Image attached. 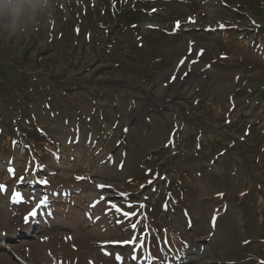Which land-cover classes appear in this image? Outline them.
Here are the masks:
<instances>
[{"label":"rangeland","instance_id":"rangeland-1","mask_svg":"<svg viewBox=\"0 0 264 264\" xmlns=\"http://www.w3.org/2000/svg\"><path fill=\"white\" fill-rule=\"evenodd\" d=\"M0 43L52 83L0 153V264L264 262V0H28Z\"/></svg>","mask_w":264,"mask_h":264},{"label":"trees","instance_id":"trees-1","mask_svg":"<svg viewBox=\"0 0 264 264\" xmlns=\"http://www.w3.org/2000/svg\"><path fill=\"white\" fill-rule=\"evenodd\" d=\"M137 15L138 16L136 17V19L142 16V14L140 13ZM134 20L135 19L130 17L129 19H127V22H132ZM82 21L85 22V19L82 18ZM76 25L77 23H75V25L73 26ZM29 55L30 53H28L27 50L25 52L22 51V54H20V56L13 61L15 67L17 66L19 67V69L17 67L15 68L7 65L6 63L1 64V61H5V58L0 60V122H3L2 124H0L4 126L0 127V151L7 154H10L11 150H9V148L11 146H20V143L18 141H15L16 135H20L23 133L27 135L32 130L30 126L32 119L29 118L28 115L24 113L22 114L21 111H25L29 106H31L30 102L36 99L37 90L43 91V93L47 95L48 91H51L52 89V83L47 77L41 76V81L40 77L36 76L33 73L25 74L24 72H22L23 67H25V70L36 71L38 67L43 66V61L41 58L42 54L37 52L32 62L29 58ZM29 62L32 63V66H30L31 68L27 66ZM54 85L57 87L63 86L67 88L65 84L54 83ZM49 100L51 101V105L56 104L54 105L55 109L56 107H59V109L61 108V106L58 105L57 102L53 104L52 98H49ZM22 102H24V106ZM11 106L19 111L20 114L18 118H15L14 115H12ZM63 108L64 110H66L65 107ZM29 138L31 140H34L30 136ZM26 144L31 148V152L26 153L23 146L22 149L24 152H22V155H24L25 158H23L21 162L27 160V157L31 158L32 154H35L36 150L38 149L37 143L31 144V146H29V143Z\"/></svg>","mask_w":264,"mask_h":264},{"label":"snow or ice","instance_id":"snow-or-ice-1","mask_svg":"<svg viewBox=\"0 0 264 264\" xmlns=\"http://www.w3.org/2000/svg\"><path fill=\"white\" fill-rule=\"evenodd\" d=\"M153 11H155V9H153ZM251 23L253 25H255L256 21L255 20H251ZM177 27H179V22L178 21H177ZM221 27H223V25H221ZM8 171L9 172H14V169L9 168ZM20 179L23 180V177H20ZM77 179H83V178L82 177H77ZM41 182L42 183H47V181H41ZM3 190H5V185L0 184V191H3ZM12 195H13L14 200H19L20 199V193H18V192H14ZM46 202H47V198L45 197L44 199L40 200V202L37 205V207H40L41 205H44ZM36 214H37L36 209H33L30 213H28V216L25 217V222L28 221V217L35 216ZM133 215H135V213H129V212L124 213V216H126V217L133 216ZM131 227L133 229H135L136 228V224H132ZM123 243L135 244V239L126 240V241H123ZM143 245H144V242H143V240H141L140 243L136 245V247H143ZM116 259L118 261L122 262V257L119 256V254H117ZM133 259H135V257H133Z\"/></svg>","mask_w":264,"mask_h":264},{"label":"clouds","instance_id":"clouds-1","mask_svg":"<svg viewBox=\"0 0 264 264\" xmlns=\"http://www.w3.org/2000/svg\"><path fill=\"white\" fill-rule=\"evenodd\" d=\"M28 4V0H0V16L14 15Z\"/></svg>","mask_w":264,"mask_h":264},{"label":"bare ground","instance_id":"bare-ground-1","mask_svg":"<svg viewBox=\"0 0 264 264\" xmlns=\"http://www.w3.org/2000/svg\"><path fill=\"white\" fill-rule=\"evenodd\" d=\"M184 69H187V64H184V66L182 67V68H178L177 69V71L179 72V73H183V72H181L182 70H184ZM202 74H204V73H202ZM178 75H180V74H178ZM192 77V76H191ZM178 82H179V80L177 79L176 81H175V83L173 84V85H176V84H178ZM263 85V84H262ZM261 85V86H262ZM253 88V87H252ZM244 95V96H243ZM241 96H243V98L244 99H247L248 97H247V95H246V93H242L241 95H239V97L241 98ZM239 100V99H238ZM263 101H264V97H263ZM200 228L201 226H200V224H199V222H197V221H195V222H193V228ZM204 263H208L209 261L208 260H205V261H203Z\"/></svg>","mask_w":264,"mask_h":264}]
</instances>
